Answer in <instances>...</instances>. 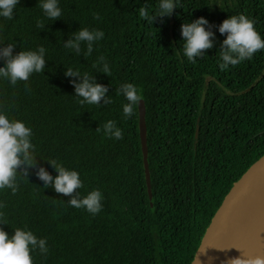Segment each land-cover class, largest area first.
<instances>
[{
	"label": "trees",
	"instance_id": "16d2710c",
	"mask_svg": "<svg viewBox=\"0 0 264 264\" xmlns=\"http://www.w3.org/2000/svg\"><path fill=\"white\" fill-rule=\"evenodd\" d=\"M156 0H59L61 16L44 18L39 0H19L12 20L0 18V40L20 50L46 49L41 73L11 86L0 81V104L32 128L35 168L16 194L0 190V213L11 234L27 228L47 240L49 252L33 253V264H190L215 211L232 185L264 154V50L220 69L223 40L216 26L228 15L254 21L264 38V0H180L171 16L152 25L138 14ZM208 21L213 47L190 62L179 51L180 25ZM44 26L36 27L37 20ZM103 31L85 56L63 48L79 28ZM103 55L110 73L94 67ZM2 64V61H0ZM67 67L87 72L107 87L111 104L81 105ZM262 77L247 92L261 74ZM137 86L145 107L147 192L138 130V110L123 118L118 94ZM108 119L122 130L106 137ZM96 129H100L97 131ZM56 159L80 173L81 194L96 188L102 208L95 215L67 205L68 196L40 188L36 168L55 172Z\"/></svg>",
	"mask_w": 264,
	"mask_h": 264
},
{
	"label": "clouds",
	"instance_id": "9594fccd",
	"mask_svg": "<svg viewBox=\"0 0 264 264\" xmlns=\"http://www.w3.org/2000/svg\"><path fill=\"white\" fill-rule=\"evenodd\" d=\"M19 0H0V18L12 20ZM180 0H156L153 10L147 5L140 6L137 11L146 22L152 23L157 18L171 16L173 10L178 8ZM42 15L54 21L61 16L59 0H39ZM44 24L37 20L36 27L42 28ZM216 31L223 36L219 47L218 66L225 69L240 62L251 59L252 56L264 50V38L254 27V21L243 14L228 15L217 26ZM179 34L182 40V51L188 61L194 62L203 57L205 50L213 47V32L210 30L207 19L198 17L191 22L180 25ZM104 36L103 31L79 28L63 48L79 53L81 44L84 45V55H91L93 46ZM14 43H5L0 40V81H7L11 86L18 82H27L33 73H41L45 65L46 49L37 46L35 49L20 50L13 54ZM99 66L102 73H110V66L103 55L97 57L94 63ZM65 77H71L75 97L81 105L99 106L100 102L111 104L112 99L106 96L107 87L96 83L87 72L77 68L67 67ZM118 94L122 95L126 103L122 104L124 119L134 115V109L141 102V94L133 83H123L119 86ZM103 133L106 137L119 140L122 130L116 122L108 119L103 123ZM100 131V129H96ZM33 131L24 120L10 116L8 106L0 104V190L7 189L11 194H16L20 180H27L29 169L35 168L36 146L32 142ZM47 162L56 173L51 175L43 166L36 168L35 177L42 181L40 188L49 186L57 194L68 196L67 205L75 209H84L87 213L95 215L102 208V193L93 188L85 194L79 191L83 187L80 173L71 168H66L56 159H39ZM0 207L3 204L0 203ZM0 225H7L0 213ZM47 255L49 248L47 240L37 237L32 230L22 227L12 229L11 234L0 227V264H33V253ZM251 264H264V257H256Z\"/></svg>",
	"mask_w": 264,
	"mask_h": 264
},
{
	"label": "water",
	"instance_id": "95a60500",
	"mask_svg": "<svg viewBox=\"0 0 264 264\" xmlns=\"http://www.w3.org/2000/svg\"><path fill=\"white\" fill-rule=\"evenodd\" d=\"M264 72V71H263ZM263 73L240 95L249 91ZM138 130L145 182L151 185L147 163L145 107H138ZM264 246V154L232 185L215 211L190 264H243Z\"/></svg>",
	"mask_w": 264,
	"mask_h": 264
},
{
	"label": "bare ground",
	"instance_id": "6f19581e",
	"mask_svg": "<svg viewBox=\"0 0 264 264\" xmlns=\"http://www.w3.org/2000/svg\"><path fill=\"white\" fill-rule=\"evenodd\" d=\"M256 257H264V246L259 248L252 258L245 259L243 264H251L252 260Z\"/></svg>",
	"mask_w": 264,
	"mask_h": 264
}]
</instances>
